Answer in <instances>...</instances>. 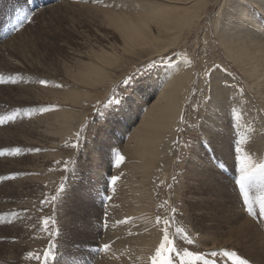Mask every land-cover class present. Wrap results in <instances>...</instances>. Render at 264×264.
<instances>
[{"label":"rangeland","instance_id":"374dc122","mask_svg":"<svg viewBox=\"0 0 264 264\" xmlns=\"http://www.w3.org/2000/svg\"><path fill=\"white\" fill-rule=\"evenodd\" d=\"M123 1L0 0V76L16 80L0 83V116L31 110L0 125V150L22 149L19 155L0 156V178L8 177L0 179V264H152L163 241L165 219L175 251L164 255L174 264H180L177 252L185 250L207 259H212V251L228 250L247 264H264L261 181L248 189L252 212L237 183L240 155H248L253 164L264 163V146L260 148L254 136L264 137V101L218 44L212 22L217 5L172 50L132 58L119 74H112V81L91 87L69 74L89 60L91 51L120 43L116 28L97 8L121 12ZM25 13L32 19L18 25L17 17ZM254 13L249 15L254 18ZM182 60L192 66L193 74L177 134L160 153L150 185L154 193L140 198L135 189H127L132 183L130 157L139 155L127 145L171 68ZM213 79L222 95L214 105ZM261 79L264 90V74ZM63 87H79L91 95L74 106L57 93ZM70 107L83 117L73 119L76 112L65 115ZM209 112H219L215 129L214 120L207 119ZM60 120L63 125L74 123L65 126L69 131L63 139L57 126L55 137L47 135L50 126L41 134L45 125ZM221 132L227 136L224 142L217 136ZM118 153L125 158L119 166ZM193 162L200 167L197 172ZM144 174L149 173L135 174L136 182ZM113 176L118 177L115 183ZM131 196L141 202L142 215L128 214L126 200ZM147 236L151 241L144 244ZM29 252L35 256L29 257ZM219 264H235V259L220 256Z\"/></svg>","mask_w":264,"mask_h":264},{"label":"bare ground","instance_id":"6f19581e","mask_svg":"<svg viewBox=\"0 0 264 264\" xmlns=\"http://www.w3.org/2000/svg\"><path fill=\"white\" fill-rule=\"evenodd\" d=\"M241 1L124 0L123 5H119L121 12H116L117 9L97 8V11L100 12L101 10L104 18L116 28L120 43H113L107 49L105 48L107 46H105L91 51L89 60L83 61L76 73L69 72V74H76L78 81H83L87 86L91 87L112 81V74H119L122 68L132 61V58L141 57L142 54L147 56L163 55L172 50L174 46H177L182 41V37L186 39L184 35H190L201 24L202 20L210 12L211 6L217 5L216 12L212 16V22H214V33H216L218 44L249 79L256 95L260 96V102H262L264 101V90L260 86L261 77L264 74V30L262 27L264 24V0H247L248 3ZM222 9L223 11L219 16V11ZM252 11L256 14L254 18L249 15ZM258 17L260 18V23L256 24L255 21ZM180 56L178 54L174 59L177 60ZM177 63L174 70L171 68L170 71L172 72L167 76L157 98L145 112L141 121L133 128L131 132L133 134L132 141L127 145L130 150L137 148L136 152H139L138 157L135 159L133 156L130 157L131 164L127 166L128 177L132 182L128 183L127 189H135L137 194H140V198L154 193L150 186L152 175L155 176L157 164L161 161L160 153L163 147H166V144L170 143V139L177 134L181 112L191 87V80L189 81V79L191 74H193L192 66L186 62ZM213 81L211 83L213 84L211 87L213 91L212 105L216 101H220L219 99L222 97L221 92L217 89L218 80L213 79ZM63 88L64 90L57 93L62 96L64 101L72 105L80 103L82 105L84 103L82 99L90 94V92L79 87L72 91L67 90L65 87ZM242 104L244 112L247 106H244L243 102ZM233 105L237 107L238 104L235 102ZM69 113H75L73 119L83 117V113L77 112L72 107L67 110L65 115ZM218 113L209 112L208 121L214 120L211 126L212 129H215L219 124ZM52 120L58 121L57 118ZM206 122L205 120L204 123L207 124ZM68 124L74 125L73 122L63 125L61 120L55 124L45 125L41 134L46 135L44 133L51 129L47 135H54L55 137L57 132L53 131V129L57 126L58 129L56 131H58V134L61 132L60 137L63 139V136L69 131L64 130ZM48 126L50 127L46 131ZM217 136L223 142L227 138V136L223 137L222 132L217 134ZM254 136L258 138L261 143L260 148H262L264 146V137L259 134ZM147 150H149V153L146 154ZM127 152L130 153L129 150ZM191 165L193 172H197L200 169V167L196 169L195 162ZM202 170L204 172L201 166ZM144 172L149 174L146 176L144 174L142 179L136 182L138 176H135V174ZM234 195L232 194V196ZM126 202L130 208L128 214L136 213L137 215H142L141 202L136 199L132 200V196ZM150 216H146V218H151ZM140 219L142 220L143 218ZM148 220H145V222ZM150 241V237L147 236L144 238L143 243L147 244ZM137 243L138 247H140L141 243Z\"/></svg>","mask_w":264,"mask_h":264},{"label":"snow or ice","instance_id":"6c2138e0","mask_svg":"<svg viewBox=\"0 0 264 264\" xmlns=\"http://www.w3.org/2000/svg\"><path fill=\"white\" fill-rule=\"evenodd\" d=\"M18 12L20 10H17ZM32 19V16L30 14H23L22 16L17 17L16 23L18 25H22L25 21H29ZM16 83L15 79L9 78L8 80H5L3 76H0V83ZM40 83L42 85H47V80H40ZM127 83V81H126ZM115 102V101H113ZM49 109L47 108H41L40 111L44 112ZM31 110H24V109H17L7 115L0 116V125L6 124L10 121H14L18 116L21 115L23 112L24 114H28ZM36 151H39V149H35ZM21 148H11V149H3L0 150V156H8V155H19L21 153ZM235 151L242 152V149L236 148ZM124 156L117 154L116 157V164L119 166L124 161ZM240 161V176L237 183L239 184V190L243 193V200L245 203L248 204V211L252 212L253 207L252 203L249 198V187L253 185V182L259 179L261 181L260 183V190L261 194L258 197L259 200V215L264 216V163L260 164H253L251 158L246 155L242 154L239 156ZM0 179H8V177H2ZM118 180V177L113 176L112 181L115 183ZM55 199V198H54ZM12 215H18L16 213H13ZM44 225L47 227L49 220L48 218L44 219ZM159 223V218H158ZM169 224V221L167 219L163 220L164 231H163V241L160 244V246L156 249V254L152 257V264H174L173 260L170 258V255H164V252L171 254L175 251V247L173 246V242L169 239L168 235V228L167 225ZM179 231V230H178ZM191 243V241H189ZM104 247L107 249L109 245L105 244ZM177 255L181 257L180 264H196L197 261H203V264H219V257L223 256L226 259H235V264H247V261L240 259L236 252L228 251V250H222L220 252L212 251L210 253L212 259L205 258L202 254L192 251L185 250L182 254L177 252ZM29 257L35 256L34 253L29 252ZM37 259H39L38 256H36Z\"/></svg>","mask_w":264,"mask_h":264}]
</instances>
